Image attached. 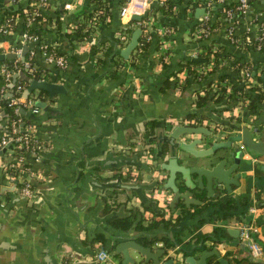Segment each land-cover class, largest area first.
Segmentation results:
<instances>
[{"label": "crops", "instance_id": "obj_1", "mask_svg": "<svg viewBox=\"0 0 264 264\" xmlns=\"http://www.w3.org/2000/svg\"><path fill=\"white\" fill-rule=\"evenodd\" d=\"M122 1L101 0L102 18L86 23L89 31L83 32V38H77L73 29L77 21H83V16H79L81 11L86 7L95 9L90 0H48V8L44 9L46 18L39 23L38 45L21 41L19 13L15 15L12 32H0V53L19 50L18 57L13 59L24 62L26 71L40 69L48 77L45 80L66 90L52 98L46 93L35 100V103L44 101L55 115L37 106V113L29 109L31 115L43 118L33 119V134L44 147L38 160L32 153H25L15 177L7 170L12 156L10 149L0 150V218L5 219V228L13 227L6 236L0 235V264H97L96 254L107 246L112 247L107 262L115 264L121 258L113 252L115 245L131 239L141 243V238L149 241L148 245L141 244L153 251L159 247L166 249L163 259L171 256L175 264H185L186 256L199 260L202 251L212 250H217L227 264H250L240 233L236 237L227 230L239 231L241 224L255 225L256 231L251 234L263 249L258 261L264 264V156L242 161L232 174L239 173L241 177L238 186L232 185L230 195L239 197L249 191L252 198L249 208L254 206L255 212L248 208L243 216L235 213L199 227L194 226L196 219L186 218L182 224L187 228L179 235V241L172 233L165 234L162 226L152 231L139 229L140 215L127 228L114 224L118 218L128 216L131 208L142 213L143 223H148L155 209L162 210L164 218L179 214L183 204L180 200L171 208L173 192L165 188L168 172L161 168L165 159H169V148L160 144L173 126L203 125L218 130L217 139L236 128L257 124L260 130L264 129V102L254 112L238 108L234 99L218 101L213 90L215 82L223 78H227L223 80L227 84L242 87V75L229 64L233 59L250 63L264 85L261 79L264 53L251 44L258 35L264 36V0H249L245 12L230 9V17L224 10L232 4L238 6L239 0H170L174 4L172 15L157 12L156 21L151 16L153 21L146 25L151 32L149 43L146 47L138 44L127 60L120 52L132 32L141 27L135 25L139 21H132L131 16H120ZM163 1L150 0L149 8H156ZM66 3L71 8H65ZM28 5L29 0H1L0 26L8 11L23 12ZM220 8L222 14L218 16L216 11ZM207 10L212 20H220V26L203 40L196 36L194 26L201 22ZM200 11L203 12L199 14ZM161 27L170 31L165 44L157 31ZM230 27L234 28L239 43L227 32ZM245 32L249 34L245 39L250 40L248 47L239 38ZM123 36L125 40L121 39ZM39 44L59 49L66 63L59 67L46 62L35 53L34 48ZM25 46L23 60L20 54ZM208 46L213 52L222 47L224 56L220 58L224 62L220 64L218 58L209 72L199 74L200 66L214 61L207 53ZM115 63L121 66L116 77L111 73ZM188 69L194 73L189 74ZM18 72L25 75L22 70ZM14 80L13 77L12 83ZM208 91L205 101L198 102V97H204ZM2 112L0 108V135L6 123ZM145 144H150L153 152L160 155L155 170L153 160L148 157L145 163L151 171L134 166L117 169L114 161L120 155L131 157L139 153V160L144 162L141 151ZM23 181H28L32 190L26 201L20 200ZM193 181L196 182L195 175ZM176 182L181 192L187 190L180 177ZM215 189L217 196L228 194L223 185L216 184ZM193 193L197 199H212L206 196L205 188H195ZM194 206L191 204L188 209L192 211ZM114 213L121 215L109 218ZM3 225L0 222V232ZM197 234L209 238L204 241V248L191 251L190 241ZM164 237L168 239L167 245ZM189 249L191 252L185 253ZM129 253L135 257L133 251ZM207 261L218 264L216 256L208 257Z\"/></svg>", "mask_w": 264, "mask_h": 264}, {"label": "water", "instance_id": "obj_2", "mask_svg": "<svg viewBox=\"0 0 264 264\" xmlns=\"http://www.w3.org/2000/svg\"><path fill=\"white\" fill-rule=\"evenodd\" d=\"M202 10V9H201ZM203 11H200L202 13ZM142 16H131L132 21H141ZM141 35V29H135L126 46L121 50L120 55L124 59H128L131 53L138 47L139 37ZM27 47H23L21 51V57L24 60ZM18 57L13 53H0V62ZM13 77H25L28 81V87L23 91V97L27 98L32 91L43 90L48 93L49 97H54L58 94L65 93V87L60 84L53 83L51 81L42 79L35 80L31 77L25 76L23 72L14 73ZM264 80V72L261 76ZM35 106L44 109L47 113L56 112L48 107L44 101H38ZM2 114H4L2 112ZM33 119H43L42 117H36L31 115ZM49 118V117H48ZM161 131V130H160ZM219 133L218 130H210L203 125H196L195 123H181L170 130L168 135H164L163 142L160 146H166L169 148V159H165L162 163V169L168 172L167 182L165 188L170 189L173 192L170 206L174 209L178 202L185 208H190L191 204L202 205L203 200L197 199L194 195L195 188L206 190V196L216 198L217 193L215 186L223 185L230 194L232 191V185L240 184L241 175L238 173L235 176L232 174L237 171L242 161H248L251 156H264V129L260 130L256 125L251 127L236 128L235 131L231 130L227 132L221 139H217ZM153 140H157L155 137ZM152 141V140H151ZM154 142V141H153ZM158 142V141H157ZM156 142V145H158ZM152 150V148H151ZM152 154H149V156ZM139 153H135L131 157L126 155L118 156L114 165L117 169L126 166H134L139 169L151 171V167L139 160ZM142 156V155H141ZM160 155L153 154V168L159 166V160L157 158ZM154 158V159H153ZM156 163V164H155ZM264 169V166H262ZM127 174L128 170L125 171ZM193 175L196 176V182L193 181ZM183 181L186 191L181 192L176 182L177 178ZM21 201H26L27 198L22 197ZM3 213L6 211L3 210ZM121 214L114 213L109 215L111 217L120 216ZM0 222L4 225L1 226L0 235L6 236V233L13 230V227H6L5 219L0 218ZM237 237L239 231L237 229H227ZM243 246L244 243H243ZM112 247L107 246L106 252L109 253ZM133 251L134 255L129 252ZM114 254L121 255V258L117 260L115 264H175L173 257L166 255V249L157 248L155 251L151 247L142 245L135 240L119 241L114 247ZM210 256H216L218 264H227V261L220 257L217 250L202 251L199 260H195L192 256H186L185 264H215L209 263L207 258ZM106 264H113L112 262H106Z\"/></svg>", "mask_w": 264, "mask_h": 264}, {"label": "trees", "instance_id": "obj_3", "mask_svg": "<svg viewBox=\"0 0 264 264\" xmlns=\"http://www.w3.org/2000/svg\"><path fill=\"white\" fill-rule=\"evenodd\" d=\"M124 1L125 0H123L122 2H124ZM90 2L95 5V9L91 10V9L86 7L85 10H83L79 13V16L80 15L83 16V21H77L75 23V27L73 29V33L77 36V38H83V32L85 30L89 31V29L87 27V24H88L87 22L92 21V20H97V19L101 20V18H102L101 9H102L103 5L101 3V0H90ZM0 3H1V0H0ZM42 3H43L42 0H29V5L27 6L26 10H24L23 12L11 11V10L8 11L6 17L10 19L9 20L10 22H12V28H14V25H15L14 24L15 15L17 13H19L20 17H22V31L25 30L31 34H38V30L40 29L39 23H40V21L43 20V18H46L45 14H44V9L48 8V5H49L48 1L45 4H42ZM173 5L174 4L172 1L164 0L161 5H158V7L154 8L151 6L148 9L147 13L142 18L143 25H141V29L143 30V32L140 35L139 44H142L143 47H146L147 44L149 43L148 38H149L151 32L146 27V25H147L146 22L150 19V17L151 16L154 17L157 12H161L165 16L172 15ZM236 8H237L236 4H232L230 7H226V9H231L233 12H235L237 10ZM221 14L222 13H221V8H220L216 11V15L219 16ZM31 17L33 18L34 21H33L32 25L31 24L29 25L28 20ZM155 18L156 17H154V20L156 21L157 19H155ZM219 26H220V20L219 19H217V20L213 19L212 20L211 17H209V19L207 21L199 22L194 27H195V29L196 28H202V27L207 29L208 34L206 35V37L205 38L204 37L199 38V39L204 40L206 38H209L211 33L214 32ZM126 31H127V33H129V28ZM227 32H228V30H227ZM233 33H234V31L232 32V36H233ZM247 36L249 37V34L247 32H245L242 34V36L239 37L242 39L241 44H243V42L245 41ZM39 37H40V35H39ZM233 37L236 38L235 36H233ZM165 38L167 40L170 39L169 34ZM244 46L245 47L249 46V45H247V40L245 41ZM252 47L255 50H257L255 45L252 44ZM221 48L222 47H218L216 49V51L213 52V51H210V49H211L210 46L207 47V49L209 50L207 53L209 56H211V55L214 56V63L215 64L218 63V58H220V57L223 58V56H224ZM34 49H35V53L38 52L41 55V50L39 49L38 46H37V48H34ZM44 49H45L47 55H51L52 57H60V56L64 57V55L60 54L59 49H57L55 47L47 45ZM218 50H221V52ZM260 52L263 54V51L260 50ZM115 64L116 65L114 67V70L111 72L114 77L119 76L120 71H118V69L121 68V66L118 63H115ZM229 64L232 68L236 69V71H238V72H241V70H243V69H248L250 71V74L255 72L250 63L244 62L240 59H236V60L233 59L232 61H230ZM1 65H5L11 73L18 72L19 70H22L25 72V76L31 77L35 80H42V79L48 78L46 73L43 74L40 69H36L33 72L26 71L24 68V62H21L20 60H17V59L4 60L1 62ZM188 73L192 74V73H194V70L188 69ZM45 75H46V77H45ZM11 79H13L12 76H11ZM256 79H257V84L251 85L249 88H245L244 84L242 85L241 88H238L237 84H235L233 86L230 83L231 89H232V92L230 93V95H226V93H225L226 88L223 85H221L219 89H216V94H218L217 100L222 101L223 99L224 100L225 99H228V100L234 99V101H235L238 99L237 93H240L243 96L247 97L249 100L248 103L246 104V109L255 112L256 110H258L259 103L264 102V85L261 84V80H260L259 75H257ZM223 80H227V78L221 79L220 82H223ZM11 82L8 83L5 79V76L2 73H0V90L2 87H4V86L8 87V84H11L12 96H17V97L21 96L23 98V102L18 105V112L15 113L13 106H8L9 99L1 96L0 97L1 110H3V112L5 114V120L6 121L9 122L12 119H18V118L21 120L22 127L20 129V133H22V134L29 133L28 127L35 125V120H33L32 116H31V114H30V112H29V110L25 104L30 99H33V98L34 99H37V98L41 99V98H43L44 95L46 94V92L43 90H35V91H32L27 98H24L23 97V91L16 92V87H17V85H22L23 90L28 87L29 83L25 79V77H17L13 81V83H11ZM239 82L241 83V78H239ZM259 83H260V85H259ZM209 94H210V91H208L204 97L199 96L198 102L205 101V99L207 98V96ZM0 95H2L1 92H0ZM235 103H236V101H235ZM1 133H4V131H2ZM9 134H11V133H9ZM33 139L36 140L37 143L39 142L38 138H36L35 135L33 136ZM36 142L35 143L33 142V144H32L34 147H36V145H37ZM26 150L27 149L19 150L17 155H19V156L22 155L24 157ZM17 155L12 154L11 161L9 163H7L8 172L11 173L15 177L17 175L18 169L12 167V165L17 162V159H18V157H16ZM22 165H23V162L21 163V165H19V168H21ZM251 199L252 198H251L249 191L245 192L244 194L240 195L239 197L238 196L235 197V196H232V195L226 194V193H224V194L220 193L218 195V197L212 198L209 200H205L203 197H201V200H203L202 205L194 206L192 211L185 208L184 206H182V207L180 206V212L175 217L164 218L163 217V211L160 209H155L152 211L153 217L151 216V219L148 221V223H143L145 219H144L142 213H140V211L138 209L131 208V209H129V215L128 216L123 217V218H118L117 221L114 222V224L117 226L118 225L121 226V227L118 226V228H127L137 218V216L140 215L141 221H139V223H138L139 229H141L143 231H152L153 229H157V228H159V226H162L163 231H165V234L166 233H169V234L172 233L174 235L176 241H179L180 240L179 235L182 233L184 228H187L186 224L185 225L182 224L186 218L196 219V225H194V226L199 227L203 223L208 222L210 220H213L215 218L218 220H224L227 218L228 215H232L235 213L243 216L244 213L247 212V210L251 204ZM233 208H235L236 210L233 211ZM217 230H218V228L216 229V231ZM208 238H209V236L202 235V234H197V235L193 236L191 241H190L191 242L190 246L192 248L191 251H193L195 249L204 248V241ZM101 240H104V238ZM254 240L256 242H258V240H256L255 238H254ZM104 241H106V240H104ZM140 241H141V243H143L145 245L149 244V241H147L146 238H141ZM164 242H165V245H167V243H168L167 237H164ZM189 251H190V249L185 250V253H188ZM245 253L247 254L246 255L247 258L250 260V264H259L260 263L258 260H255L251 257L249 251L246 250ZM236 261L239 262V260H236Z\"/></svg>", "mask_w": 264, "mask_h": 264}, {"label": "built area", "instance_id": "obj_4", "mask_svg": "<svg viewBox=\"0 0 264 264\" xmlns=\"http://www.w3.org/2000/svg\"><path fill=\"white\" fill-rule=\"evenodd\" d=\"M12 2H15L16 0H11ZM48 0H42V4L47 3ZM162 1V0H161ZM248 1L249 0H239V5L237 6V10L240 12H245L246 9L248 8ZM149 3L150 0H125L123 2V4L120 7V11L119 14L122 18H129L130 16H142L145 15L147 12V9L149 8ZM65 8L69 9L71 8L70 3H66L65 4ZM7 12V10H6ZM26 12V11H25ZM224 12L227 14L228 17H230L231 14V10L227 9L224 10ZM8 13V12H7ZM7 15V14H6ZM210 17V13L207 10V13L204 14L203 18L201 19V22H205L209 19ZM10 19L5 17V20L2 24V26H0V32L3 34H8L10 32H12V22L9 21ZM33 18L31 17L28 20L29 25L33 23ZM152 22L153 19L152 17H150V19L146 22V24H148L149 22ZM135 25L138 27H141V25H143L142 20L139 22H135ZM158 33L161 35V40L163 41V44H165L167 42V39L165 37L168 36L169 34V29L168 28H164L161 27L159 29H157ZM234 31V28L230 27L228 29L229 35L231 36V38H233L232 36V32ZM196 36H198L199 38H205L206 35L208 34L207 29L202 27V28H196ZM20 39L23 43H36L38 45V41H39V35L38 34H31L28 31H22L21 35H20ZM122 40H125V36H123L121 38ZM169 40V39H168ZM234 41H236L237 43H239L240 40L237 41V38H233ZM247 42H250V40ZM253 45L256 46L257 50H261L264 53V36L263 35H258L257 37H255L252 40ZM39 49L41 50V55L43 57V59L46 62H50V63H54L56 65H58L59 67H62L65 63H66V59L63 56L60 57H52L51 55H47L46 51H45V45H41L39 44ZM165 47V46H164ZM167 48H165L166 50ZM216 51V50H215ZM18 52V53H17ZM19 50L13 52L15 55L19 54ZM31 53L33 54L34 51H31ZM212 57L214 58V56L212 55ZM213 62L214 61H210L209 64H205L200 66V68L198 69V73L199 74H205L207 72H209V70L211 69V67L213 66ZM224 61L220 59L219 63L222 64ZM218 64V65H220ZM0 72L5 76L6 81L9 83L11 82L13 79H11V76L13 77V73H11L9 71V69L5 66L2 65L0 68ZM241 75H242V83L244 84L245 88H249L251 85H255L257 84V74L255 72L250 74V71L248 69H243L241 70ZM12 83V82H11ZM10 85V84H8ZM221 85H226L225 82H215V87L221 86ZM260 85V83H259ZM25 90V89H24ZM23 90V86L22 85H17L16 87V92H21L24 91ZM1 94L5 95L4 98L9 99L8 101V106H13L14 108V112L17 113L18 112V105L20 103L23 102V98L21 96L17 97V96H12L11 94V89L9 90L8 87H2L0 90ZM232 92L231 87L226 86V95H230V93ZM1 96V95H0ZM237 97L238 99L235 100L236 101V106L238 108H242L244 105H246L248 103V98L243 96L240 93H237ZM35 100L36 99H30L25 105L28 108V110L30 109L32 111V113H37L39 111V108L35 107ZM1 108V105H0ZM22 125H21V120L18 119H12L9 122L6 121L5 123V127H4V133H1L0 135V150L1 149H10V153L13 155H17L19 150L21 149H27L26 153L30 152L32 153V155L35 157L36 160L39 159L38 155L39 152H41L43 150V146L41 145V143H37L36 140L33 139V132H34V128L33 126H29L28 127V131L29 133H25L22 134L20 133V129H21ZM7 129V130H6ZM11 133V134H9ZM14 134V135H13ZM37 143L36 147H34L32 144L33 142ZM11 146V147H10ZM10 147V148H9ZM16 157H18L17 162L14 163L12 165V167L19 169V165L20 163H22L23 161V156L22 155H17ZM21 188H20V193L21 196L25 197V198H29L32 194V190H31V186L29 184L28 181H23L21 184ZM250 212H255L256 209L254 206H251L249 208ZM253 231H256V227L255 225H247V224H241L240 228H239V233H240V238L242 240V242L244 243V245L246 246V248L248 249L251 257L255 260H259L262 255H263V249L261 247V245L256 242L254 240V238L252 237L251 233ZM109 254L108 252L101 250L96 254V262L97 264H105L109 258Z\"/></svg>", "mask_w": 264, "mask_h": 264}, {"label": "flooded vegetation", "instance_id": "obj_5", "mask_svg": "<svg viewBox=\"0 0 264 264\" xmlns=\"http://www.w3.org/2000/svg\"><path fill=\"white\" fill-rule=\"evenodd\" d=\"M240 74H241V72H240ZM254 74H255V72H254ZM226 85H223L225 88H226V86H229V87H231V84H227V83H225ZM213 88V87H212ZM220 88V86H218V87H215L214 86V91H215V94H216V89H219ZM242 108H244V109H246V105H244ZM152 149H153V147H152ZM152 152H153V150H152ZM141 153H142V156L145 158V154L146 153H149V154H151V146H150V144H145L144 145V147H143V150L141 151ZM156 154V152L154 151L153 152V154Z\"/></svg>", "mask_w": 264, "mask_h": 264}, {"label": "rangeland", "instance_id": "obj_6", "mask_svg": "<svg viewBox=\"0 0 264 264\" xmlns=\"http://www.w3.org/2000/svg\"><path fill=\"white\" fill-rule=\"evenodd\" d=\"M144 156H145V158L148 157L150 160H152V157H151L152 155L149 156V153H146Z\"/></svg>", "mask_w": 264, "mask_h": 264}]
</instances>
